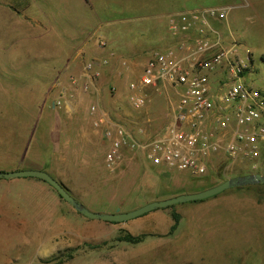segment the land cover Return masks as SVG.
<instances>
[{"label": "rangeland", "instance_id": "obj_1", "mask_svg": "<svg viewBox=\"0 0 264 264\" xmlns=\"http://www.w3.org/2000/svg\"><path fill=\"white\" fill-rule=\"evenodd\" d=\"M217 5L231 7L223 31L250 51L253 67L246 78L264 87V0H0V79L5 84L8 51L29 39L24 63L38 68L43 26L53 27L56 40L63 35L56 29L71 15L72 29L102 20L98 41L108 51L105 57L120 54L118 64L105 71L106 91L81 89L76 113L68 115L62 105L0 103V171L44 169L86 208L100 213L126 212L250 173L248 166L223 159L214 172L198 177L159 167L140 152L129 153L109 171L101 132L91 125L89 107L97 101L116 119L151 118L148 135L160 131L169 112L166 97L146 88L148 102L134 109L127 103V85L139 76L147 53L170 41L162 38L166 14ZM122 59L130 64L126 67ZM80 125L91 131L90 139L77 134ZM225 196L232 198L229 206L206 208L205 199L191 200L115 222L82 215L43 179L0 177V264H264V185L230 187L214 197ZM174 213L177 228L169 233ZM127 233L145 237L139 243L119 240Z\"/></svg>", "mask_w": 264, "mask_h": 264}, {"label": "built area", "instance_id": "obj_2", "mask_svg": "<svg viewBox=\"0 0 264 264\" xmlns=\"http://www.w3.org/2000/svg\"><path fill=\"white\" fill-rule=\"evenodd\" d=\"M230 6H205L165 15L169 42L152 48L139 76L127 85V103L134 109L148 102L146 88L160 91L169 112L160 131L148 135L151 118L116 119L96 101L89 107L92 128L101 132L106 147L103 162L109 171L130 153L166 170L198 177L215 171L226 159L253 173H264V87L246 78L251 53L215 22L223 25ZM109 57L82 63L69 83L88 92L96 89L100 69ZM63 94L62 92H60ZM48 102L61 105V97ZM229 163L224 164L228 167Z\"/></svg>", "mask_w": 264, "mask_h": 264}, {"label": "crops", "instance_id": "obj_3", "mask_svg": "<svg viewBox=\"0 0 264 264\" xmlns=\"http://www.w3.org/2000/svg\"><path fill=\"white\" fill-rule=\"evenodd\" d=\"M71 16L70 19H67L68 23H64L65 26L56 29L59 32H63V35L57 34L56 40L51 35V32L54 31L53 27L46 24L43 26L44 32L41 34L38 43V53H40L38 57L41 61L38 68L34 69L28 67L27 63H24L25 55L23 54V49L25 46H29V39L20 40L14 52L8 51L7 65L9 66L7 67L6 84L3 79H0V103L5 101L10 104L47 106L48 102L53 100V98H60L58 96L63 95L61 97V105L65 113L71 115L81 109L78 100L82 96V91L78 83H69V76L78 75L84 61L89 58L105 57L108 51H105V49L99 45L100 43L98 41L102 20L98 21L95 25H93V23L88 25L85 23L83 27L80 26V29H72L71 25H73L74 19L73 15ZM215 24L219 26V29L223 30L224 27L221 23L215 22ZM67 26H70V28H67ZM163 34L162 38L166 40L168 36L165 28ZM153 42H156V40ZM118 55L120 54L113 53L112 57L109 58L110 63L105 67L103 66L101 71L102 75L97 82V91L94 88L91 89L97 94H99L100 89L106 91V82L108 81L106 80L107 74H105V71L111 70L115 64H118ZM122 62L124 65L130 64L127 59H122ZM25 76L29 79L28 81H22L25 79ZM1 77L4 76L1 75L0 78ZM115 79L119 81L117 77H115ZM10 84L13 85L12 90H9L10 88L8 85ZM10 91H16L19 95L10 93ZM76 130L77 134L85 137V141L90 139L91 131L87 132L84 125H80ZM94 132L99 131L95 130ZM255 198L252 202H254L253 204L256 208H259V205L255 203ZM227 199L232 198L227 196L215 198L213 195L210 196V198H205L204 205L206 208L218 204L226 205L228 203Z\"/></svg>", "mask_w": 264, "mask_h": 264}, {"label": "water", "instance_id": "obj_4", "mask_svg": "<svg viewBox=\"0 0 264 264\" xmlns=\"http://www.w3.org/2000/svg\"><path fill=\"white\" fill-rule=\"evenodd\" d=\"M37 177L43 179L45 182L49 183L53 186L60 194V196L67 201L70 205H72L77 211L81 212L82 215L88 218H97L104 221H119L123 222L129 220L135 216H141L153 209L164 208L174 203H182L191 200H201L204 198H208L210 196H215L224 190L230 187H239L248 184H264V173H247L239 176H232L225 180H222L218 184H213L203 190L198 192L185 193L178 196H172L160 200H151L140 207H136L132 210L126 212H116V213H100L91 211L86 208L81 201L77 200L72 196V194L67 190V188L63 185L62 182L52 177V175L46 172L43 169H18L13 171H0V177H4L6 179L13 177Z\"/></svg>", "mask_w": 264, "mask_h": 264}, {"label": "trees", "instance_id": "obj_5", "mask_svg": "<svg viewBox=\"0 0 264 264\" xmlns=\"http://www.w3.org/2000/svg\"><path fill=\"white\" fill-rule=\"evenodd\" d=\"M249 172H252L251 170ZM217 174H221L220 172H217ZM246 174V173H245ZM249 185V184H248ZM261 185H264V184H261ZM245 186V185H244ZM68 190V189H67ZM60 196V194H59ZM61 197V196H60ZM205 199V198H204ZM203 200V199H201ZM196 201H200V200H196ZM178 215H176V213L173 214V224L171 225V229L169 231V233H172L175 228H177V222H178V218H177ZM145 237V234H141V235H132L131 233H127V234H124L122 236L119 237V240L121 241H127V242H131V243H139L141 242Z\"/></svg>", "mask_w": 264, "mask_h": 264}]
</instances>
